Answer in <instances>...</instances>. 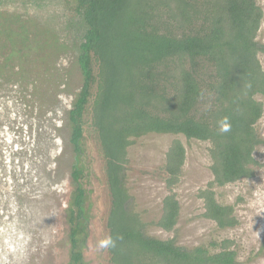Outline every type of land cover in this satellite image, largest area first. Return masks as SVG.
Listing matches in <instances>:
<instances>
[{
	"label": "trees",
	"instance_id": "obj_1",
	"mask_svg": "<svg viewBox=\"0 0 264 264\" xmlns=\"http://www.w3.org/2000/svg\"><path fill=\"white\" fill-rule=\"evenodd\" d=\"M62 1L0 0V8L30 5L27 15L62 39L69 34L61 33L65 16L66 30H73L84 85L67 119L76 187L69 215V264H84L78 243L88 222L80 165L87 124L97 136L111 195L108 229L115 241L114 247L108 246L111 264H241L231 240L212 243L217 250L212 252L204 246L184 248L174 238L161 240L147 233L149 226L170 233L178 224L180 203L173 189L186 161L180 140L172 142L160 170L169 195L158 222L145 223L134 209L127 165L128 149L149 134L209 142L213 180L198 194L203 217L219 229L238 226L234 207L220 204L214 189L253 179L255 168L262 166L254 157L264 146L257 126L264 115V104L257 100L264 97L259 60L264 44L258 40L264 13L257 0H78L71 19L61 12L53 16L49 7ZM16 27L0 18L1 74L9 67L10 56H20ZM28 31L31 36L22 44L29 42L33 51L42 43L48 46L39 40L43 34ZM225 123L226 132L221 131Z\"/></svg>",
	"mask_w": 264,
	"mask_h": 264
},
{
	"label": "rangeland",
	"instance_id": "obj_2",
	"mask_svg": "<svg viewBox=\"0 0 264 264\" xmlns=\"http://www.w3.org/2000/svg\"><path fill=\"white\" fill-rule=\"evenodd\" d=\"M77 1L63 0L49 8L54 9L53 16L61 12L71 19ZM257 2L264 13V0ZM21 7L0 8V18H8L17 26L21 46L20 56L10 52L9 67L3 74L0 70V264H69V215L76 187L71 178L74 155L67 119L84 79L70 34L73 30L65 28L66 16L61 33L69 34L62 39L27 15L25 10L30 5ZM7 27L8 31L11 26ZM28 30L33 35L36 31L43 34L45 38L39 40L48 46L42 43L33 51L27 47L29 42L22 44L30 38ZM258 40L264 44V19ZM5 58H1L2 63ZM259 60L264 69V54ZM92 91L96 92V84ZM257 100L264 104V97ZM257 126L264 139V115ZM175 139L186 149L181 180L173 189L180 203L179 221L173 232L149 226L147 233L161 240L174 238L184 248L204 246L212 252L217 251L212 243L231 240L241 264H264V146L254 152L262 166L255 168L253 179L214 189L220 204L234 207L239 222L235 228L219 229L203 217L204 203L198 196L213 180L211 144L187 140L182 135L149 134L135 140L128 149L127 185L140 218L148 224L161 218L169 191L160 170ZM83 150L80 165L85 175L81 185L87 191L88 222L78 248L84 264H111L108 246H99L109 239L111 195L100 145L88 124Z\"/></svg>",
	"mask_w": 264,
	"mask_h": 264
},
{
	"label": "clouds",
	"instance_id": "obj_3",
	"mask_svg": "<svg viewBox=\"0 0 264 264\" xmlns=\"http://www.w3.org/2000/svg\"><path fill=\"white\" fill-rule=\"evenodd\" d=\"M228 130H229V126L226 123L222 124L221 131L226 132ZM109 245H112L113 247L115 246V241L112 240L111 238L101 241L99 246L100 247H107Z\"/></svg>",
	"mask_w": 264,
	"mask_h": 264
},
{
	"label": "flooded vegetation",
	"instance_id": "obj_4",
	"mask_svg": "<svg viewBox=\"0 0 264 264\" xmlns=\"http://www.w3.org/2000/svg\"><path fill=\"white\" fill-rule=\"evenodd\" d=\"M30 36H31V35H30ZM80 90H81V89H80ZM79 94H80V91H79ZM73 105H74V104H73ZM72 108H73V106H72ZM70 110H71V109H70ZM70 110H69V111H70ZM69 111H68V112H69Z\"/></svg>",
	"mask_w": 264,
	"mask_h": 264
}]
</instances>
